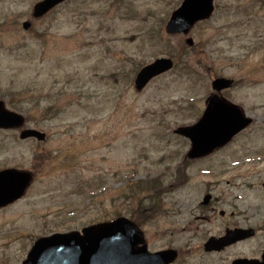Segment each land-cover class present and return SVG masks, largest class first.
Wrapping results in <instances>:
<instances>
[{
    "label": "rangeland",
    "instance_id": "1",
    "mask_svg": "<svg viewBox=\"0 0 264 264\" xmlns=\"http://www.w3.org/2000/svg\"><path fill=\"white\" fill-rule=\"evenodd\" d=\"M38 1L0 0V99L47 134L22 141L0 129V169L34 174L24 197L0 209V264H21L38 237L141 210L149 249H177L173 264L261 252L264 0H214L213 15L187 35L165 29L183 0H68L34 19ZM158 57L174 68L137 91L138 71ZM219 76L234 79L223 94L254 122L212 154L185 159L190 141L174 130L197 122ZM140 181L162 190L156 206ZM240 223L255 228L250 241L205 251L210 235Z\"/></svg>",
    "mask_w": 264,
    "mask_h": 264
},
{
    "label": "water",
    "instance_id": "2",
    "mask_svg": "<svg viewBox=\"0 0 264 264\" xmlns=\"http://www.w3.org/2000/svg\"><path fill=\"white\" fill-rule=\"evenodd\" d=\"M63 1L65 0L39 1L33 9L34 17L44 16ZM213 10V0H184L172 14L166 29L172 34L179 32L187 34L196 22L209 18ZM30 26V22L24 23V28L28 29ZM186 42L192 45L194 41L188 38ZM172 67V59H156L138 73L135 79L136 89L142 90L152 78ZM233 82L232 79L218 77L213 80L212 86L221 92L230 88ZM252 122L253 118L248 116L241 106L214 93L208 98L206 109L198 122L179 127L176 133L190 139L191 148L187 157L194 159L226 145ZM24 125V116L7 109L5 102L0 100V128L13 129ZM20 137L45 140L46 133L25 128L21 131ZM32 180L33 175L29 171L15 168L1 170L0 207L21 198ZM208 201L207 196L204 202ZM254 234V229L227 230L220 238L211 237L205 248L207 251L220 250ZM177 255L174 249L149 251L140 227L127 217H118L86 226L81 231L73 230L40 237L22 264H170ZM232 264H264V253L262 260L238 259Z\"/></svg>",
    "mask_w": 264,
    "mask_h": 264
},
{
    "label": "flooded vegetation",
    "instance_id": "3",
    "mask_svg": "<svg viewBox=\"0 0 264 264\" xmlns=\"http://www.w3.org/2000/svg\"><path fill=\"white\" fill-rule=\"evenodd\" d=\"M183 173H184V175H186V170L184 171L183 170ZM156 204H158V202H156ZM159 207H161V205L159 204ZM209 207H211V206H209ZM215 209V208H214ZM211 210H209V212H210ZM223 212V213H222ZM219 214L222 216V217H226V216H236V217H238L241 213L239 212V211H236V210H234V211H231L229 214H227L226 213V211L225 210H221L220 212H219ZM209 218V217H208ZM229 227H226V229H228ZM233 229H236V228H242V229H249V228H253L252 226H250V225H244V224H242V223H240V224H236V225H234L233 227H232ZM226 229H225V231H226ZM225 233V232H224ZM211 236H217V237H220V236H222V234H219V235H210L209 237H211ZM252 238H247V239H244V240H241V241H238V242H236L235 244H232V245H230V246H227L226 248H224L223 250H216V251H212V252H221V251H224V250H227V249H229V248H232V247H234V246H237V245H239V244H243V243H246V242H248V241H250ZM264 250H262L261 252H259V253H257V254H243V253H241V254H238V255H236V257L234 258V259H237V258H261V256H262V252H263Z\"/></svg>",
    "mask_w": 264,
    "mask_h": 264
},
{
    "label": "trees",
    "instance_id": "4",
    "mask_svg": "<svg viewBox=\"0 0 264 264\" xmlns=\"http://www.w3.org/2000/svg\"><path fill=\"white\" fill-rule=\"evenodd\" d=\"M142 215H145V213H143V214L136 213V214L133 215V219L136 220L137 222H139V218L138 217L142 216Z\"/></svg>",
    "mask_w": 264,
    "mask_h": 264
}]
</instances>
